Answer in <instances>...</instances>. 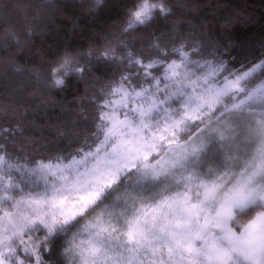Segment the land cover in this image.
Here are the masks:
<instances>
[{"label": "snow or ice", "instance_id": "snow-or-ice-1", "mask_svg": "<svg viewBox=\"0 0 264 264\" xmlns=\"http://www.w3.org/2000/svg\"><path fill=\"white\" fill-rule=\"evenodd\" d=\"M19 7L0 0V21L16 19ZM120 7L121 36L105 37L95 56L65 48L43 78L63 90L70 74L83 80L93 71V57L100 69L119 65V79L96 78L91 142L66 157L26 159L19 121L0 127V264H55L60 241L69 264H264V82L249 87L250 77L264 75V60L233 72L220 58L231 40L226 46L204 31L189 43L198 26L180 19L153 35L147 54L135 52L124 34L167 20L173 8L168 0ZM41 22L22 35L15 29L25 25H10L0 36L16 73V56ZM15 111L0 105V114ZM245 142L255 144L251 153L241 152Z\"/></svg>", "mask_w": 264, "mask_h": 264}, {"label": "trees", "instance_id": "trees-1", "mask_svg": "<svg viewBox=\"0 0 264 264\" xmlns=\"http://www.w3.org/2000/svg\"><path fill=\"white\" fill-rule=\"evenodd\" d=\"M2 2L16 3L20 7L16 19L7 23L0 21V36L5 35L10 25H25V29H15L22 35L30 21L43 22L34 25L32 42L16 56L14 67L21 68V73L8 66L6 53L0 49V105L16 109L14 114H0V127H13L19 121L23 134L17 135L16 142L26 159L66 157L77 145L83 144L85 138L91 142L96 110L89 101L96 97L93 88L100 87L96 85V78L102 77L105 84L113 77L119 79L115 71L119 65L100 69L93 57V71L83 80L70 74L65 80L67 87L61 90L45 87L43 78L47 76V62L65 48L81 53L92 48L95 56V52L107 43L105 37L111 38L109 34L121 36L126 24L120 5L127 0H104L95 11L90 10L94 7L91 0H52V4L45 7L36 6L43 0ZM168 3L173 8V16L167 20L158 19L151 27L139 28L131 35L124 34L131 50L147 54L148 42L153 35L170 31L165 25L180 19L198 26L192 29L196 37L189 43L197 42L199 32L204 31L213 39L220 38L226 46L231 40L227 53L221 54L220 58L233 72L246 70L264 60V0H168ZM180 4L186 7L180 9L177 7ZM193 5L197 7L193 8ZM201 21L205 22L202 28L199 27ZM181 31L188 32L189 29L185 26ZM15 50L16 46L10 44L9 51ZM125 51L116 48L119 55ZM204 55L212 60L216 53L208 50ZM80 62L84 64L85 58L81 57ZM27 70L39 73L41 79ZM249 79L254 81L249 87H254L264 82V75L257 72ZM5 92L10 98H5ZM42 93L50 99L42 100ZM15 100H20L22 106ZM59 256L52 259L62 264Z\"/></svg>", "mask_w": 264, "mask_h": 264}, {"label": "rangeland", "instance_id": "rangeland-1", "mask_svg": "<svg viewBox=\"0 0 264 264\" xmlns=\"http://www.w3.org/2000/svg\"><path fill=\"white\" fill-rule=\"evenodd\" d=\"M93 3H94V0H91ZM223 77H221L222 79ZM255 148V144L254 143H251V142H245L243 145H241V152L242 153H251ZM244 219L246 218H242L241 219V223L244 222ZM239 230V229H238ZM82 239H87V234L85 233L84 235H82L81 237ZM63 241H60L58 242L57 246H56V249H55V252L53 253V256H57L58 254L60 255L59 256V259H60V262L62 264H69V262L65 259L64 255L62 254L63 253V249L61 247ZM126 256H128V254H125ZM52 256V257H53ZM130 260H134L135 257H128ZM55 261V264H58L57 260L56 259H53Z\"/></svg>", "mask_w": 264, "mask_h": 264}]
</instances>
